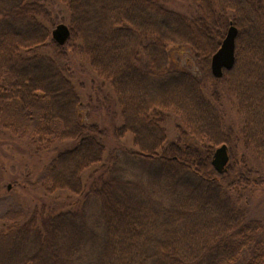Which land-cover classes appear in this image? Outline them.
Returning <instances> with one entry per match:
<instances>
[{
  "label": "trees",
  "instance_id": "obj_1",
  "mask_svg": "<svg viewBox=\"0 0 264 264\" xmlns=\"http://www.w3.org/2000/svg\"><path fill=\"white\" fill-rule=\"evenodd\" d=\"M57 1L69 12L65 45L52 38L56 0H0V128L30 143L46 162L43 187L72 206L6 212L0 264H264V221L249 208L264 184V0H184L187 11L172 0ZM232 24L235 64L218 78L211 59ZM171 45L194 52L196 71L174 67ZM74 52L112 91L119 122L85 120Z\"/></svg>",
  "mask_w": 264,
  "mask_h": 264
},
{
  "label": "rangeland",
  "instance_id": "obj_2",
  "mask_svg": "<svg viewBox=\"0 0 264 264\" xmlns=\"http://www.w3.org/2000/svg\"><path fill=\"white\" fill-rule=\"evenodd\" d=\"M56 2L54 10L59 21L67 23L69 12L66 6L57 0ZM172 4V6L180 10L187 11L192 9L189 3L184 0H172ZM169 52L174 67L191 68L196 71L197 64L194 52L189 47L171 45ZM73 56H75L74 58L78 63L75 66L71 65V70L74 72L75 82L77 85L79 83L80 93L87 105L85 110L89 113L85 115V120L101 123L105 121L103 118L108 115L111 124L119 122L121 120L119 110L110 88L103 85V81L95 76L87 59L81 53L74 52ZM93 77L96 78V81L93 80ZM104 98L109 103L111 112L108 111ZM223 103L228 112V121L241 126L242 117L237 112L236 101H234L233 97L224 96ZM166 128L170 140L178 137L174 121L168 123ZM125 142L128 146L133 147L131 135L125 139ZM238 151L240 156L246 152L250 163L254 167L260 168V160L258 161L251 152L246 151L241 146H239ZM45 163L39 156L34 157L32 155L30 143L14 138L10 131L0 128V217L10 209L28 211L47 206L60 211L71 208L72 203L70 200L72 199L68 197V193L59 191L50 193L43 187L41 177L44 174ZM128 168L126 171L127 175L135 177L133 168L131 170L130 167ZM143 180H148V178L143 175ZM86 206L88 221L91 225H94L98 214V206H96L94 201ZM249 208L253 211V216L264 221V184L260 186L252 198ZM26 242L28 243V240ZM23 252L24 256H28L32 254V248L24 249Z\"/></svg>",
  "mask_w": 264,
  "mask_h": 264
},
{
  "label": "water",
  "instance_id": "obj_3",
  "mask_svg": "<svg viewBox=\"0 0 264 264\" xmlns=\"http://www.w3.org/2000/svg\"><path fill=\"white\" fill-rule=\"evenodd\" d=\"M238 28L233 24L229 27L221 47L211 59V70L215 77H222L224 70H230L235 64V48ZM71 36L70 27L65 23L57 24L52 30V38L59 45H65ZM230 160L228 146L222 144L214 153L212 164L216 171L223 174L227 171Z\"/></svg>",
  "mask_w": 264,
  "mask_h": 264
}]
</instances>
